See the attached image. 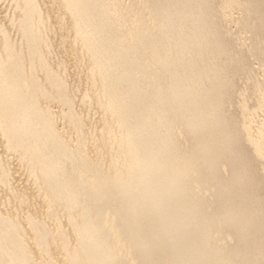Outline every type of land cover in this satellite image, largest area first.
Masks as SVG:
<instances>
[{"label": "bare ground", "instance_id": "6f19581e", "mask_svg": "<svg viewBox=\"0 0 264 264\" xmlns=\"http://www.w3.org/2000/svg\"><path fill=\"white\" fill-rule=\"evenodd\" d=\"M130 1L0 12V264H264V0Z\"/></svg>", "mask_w": 264, "mask_h": 264}, {"label": "rangeland", "instance_id": "374dc122", "mask_svg": "<svg viewBox=\"0 0 264 264\" xmlns=\"http://www.w3.org/2000/svg\"><path fill=\"white\" fill-rule=\"evenodd\" d=\"M124 1H125V2H124L125 4L122 3L123 5L126 6L127 4H128V5L130 4L129 6L127 5V7L124 6V8L127 9V8H130V7L132 6V5H131L132 2H131L130 0H128V1H130L129 3H127V2H128L127 0H124ZM126 1H127V2H126ZM1 2H2V3H1ZM7 2L9 3L10 0H8V1H6V0H5V1H4V0H0V12H1V14H4V15H7V16H8V14L12 12V11H11V10H12V7H11V4H10V3L8 4ZM123 5H122V6H123ZM235 9H238V10H235V13H234V11L231 12L232 16L230 15V18L233 19V21H231V19L229 20V22H228L229 24H228V25H229L230 27L228 26V28H230V31H231L233 37H237L238 35H239L238 37H242V38H239V39H242V40H243V41H242L243 43H244V41H245V47H246V50H248L249 47H251V45H252L251 39L249 38L250 36H249V35H245V33H243V34L240 33V32H241V29H239V28H240L239 26L241 25V23H240V25H239V24H237V22H243L244 20H245V21L247 20V22H253V20H254V16H253V14H252L251 12L248 13V12H246L243 8H240L241 10L239 9V7L235 8ZM239 10H240V11H239ZM242 10H243V11H242ZM237 11H238V12H237ZM240 12H241V13H240ZM242 12H243V13L245 12L244 14H247V15L244 16V14H242ZM233 14H234L235 16H234ZM237 15H238V16H237ZM239 15H241V17H240ZM249 16H250V17H249ZM235 17H236V19H235ZM238 17H240V18H238ZM252 17H253V19H252ZM237 18H238L239 20H242V19H243V20H242V21H239ZM244 18H245V19H244ZM234 19H235V24H236V25H233V24H234ZM250 19H251V20H250ZM248 20H249V21H248ZM230 21H231V22H230ZM231 24H232V25H231ZM237 25H238V26H237ZM226 26H227V25H226ZM235 27H236L237 29H236ZM238 27H239V28H238ZM231 29H232V30H231ZM234 30H236L237 32L234 31ZM233 31H234V33H233ZM235 33H236V34H235ZM234 34H235L236 36H235ZM237 34H238V35H237ZM242 35H243V36H242ZM243 38H244V39H243ZM249 39H250V41H248ZM246 41H247V42H246ZM249 42H250V43H249ZM246 43H247V44H246ZM250 44H251V45H250ZM247 47H248V48H247ZM251 62H252V60H251ZM254 62H255V61L253 60V65L255 66V68H256V69H259V65L257 66ZM261 71H262V72H261ZM258 72H260V73H258ZM258 72H256V73H257V74H260V75H257V74L255 73V76H256V77H255V76H254V77H255L256 81H255V79H254V82H257V83H258V82L260 81L259 79H262V80L259 82V84H261V82H262V84L264 85V83H263V81H264V75L262 76V74L264 73V70L260 69V71L258 70ZM259 76H260V77H263V78H259V79H258L257 77H259ZM257 79H258L259 81H258ZM241 82H242L243 84H242ZM241 82L238 84V86H239L240 91H243V92H244V90H245L246 93H247V94H245V95H246V96L248 95L247 98H246V96L244 97V98H246V101H247V99H248V101H247L248 108H249V106L252 104V105H254V106H250V107L252 108V109L250 108V110H254V109H256V108L258 107V106H257V104H258V101H257V100H259L260 97L257 98V95L259 96V94H254V93H256L255 90H253V91L251 90V89H254V88H255V87H253L254 84H251V83H253V81H252L251 83H250V81H249V83L244 81L246 84L248 83V85L244 84L243 81H241ZM241 86H242V87H241ZM243 86H245V87L247 86V87L245 88V87H243ZM249 86H250V87H249ZM248 87L250 88L249 90H248ZM242 88H244V89H242ZM247 90H248V91L251 90V92H248ZM244 93H245V92H244ZM248 93H251V94H252L251 96H253L254 98H252L251 96L249 97L250 94H248ZM255 97H256V98H255ZM250 98H252V99H254V100H252V99H250ZM237 99H238V100H237ZM251 100L253 101V103H251V102H252ZM243 101H245V99H244ZM254 101H255L256 104L254 103ZM241 102H242V101H241ZM239 104H240V99H239V97H238V98H236V105H235V107H238ZM255 106H256V107H255ZM253 108H254V109H253ZM239 109H240V108H239ZM239 109H238V111H237L238 116H240V113H241V111H240ZM238 112H239V113H238ZM247 146H248V145H244V146L240 145L239 150L246 154V157H247V159H248L249 162L251 161L250 164H251V167L253 168V169H252V168H251V169L254 170L255 173L258 172L257 175H258L259 172H260V174L258 175V177H259L260 179H263L264 174H263L262 171H261V167H262V165H264V162H263L264 160H259V159H257L256 156H255V153H254V149H253L252 147H249V146H248V147H249V148H248ZM250 148H251L252 151L249 150ZM251 157H252V158H251ZM253 158H254V159H253ZM250 159H251V160H250ZM254 161H255V162H254ZM254 164L257 165V167L259 166L258 168H259L260 170H259ZM255 168H256V169H255ZM224 172H225V170H224ZM225 174H227V170H226V173H225ZM225 174H224V175H225ZM260 175H261V176H260ZM262 175H263V177H262ZM225 176H227V175H225ZM261 177H262V178H261ZM262 181H264V179H263ZM263 196H264V189H263ZM261 203L264 204V198H263V197H262V199H261ZM229 243H231L230 240H229Z\"/></svg>", "mask_w": 264, "mask_h": 264}]
</instances>
